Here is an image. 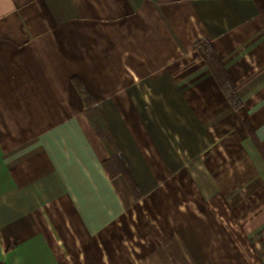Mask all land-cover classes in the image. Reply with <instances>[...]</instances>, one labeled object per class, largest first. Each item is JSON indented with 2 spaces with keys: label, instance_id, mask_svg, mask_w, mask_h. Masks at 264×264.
Segmentation results:
<instances>
[{
  "label": "crops",
  "instance_id": "0c3cea01",
  "mask_svg": "<svg viewBox=\"0 0 264 264\" xmlns=\"http://www.w3.org/2000/svg\"><path fill=\"white\" fill-rule=\"evenodd\" d=\"M0 264H264V0H0Z\"/></svg>",
  "mask_w": 264,
  "mask_h": 264
},
{
  "label": "trees",
  "instance_id": "16d2710c",
  "mask_svg": "<svg viewBox=\"0 0 264 264\" xmlns=\"http://www.w3.org/2000/svg\"><path fill=\"white\" fill-rule=\"evenodd\" d=\"M198 53L200 54V56L202 57V59H204V61H206V63H208V62H210V59L211 58H213V52L211 51V49L210 48H208L207 49V52H204L201 48H199V46H198ZM74 85H75V87H76V90H77V92L79 93V95H80V97L82 98V100H83V102H84V104H85V106H86V109H87V114H88V116H89V110H91V108L93 107V100L90 98V96L84 91V89L77 83V82H75L74 81ZM231 93V92H230ZM232 94V93H231ZM94 108V107H93ZM92 108V109H93ZM101 124V123H100ZM93 126H94V128L96 129V131H97V133L103 138V140H105V135H106V133L105 132H101V130L99 129V128H102L103 126H102V124L101 125H97L96 123H93ZM102 126V127H101ZM111 144V146L115 149V146H114V144L112 143V141L110 140V138H109V140L108 141H106V143H105V145H106V150L108 151V153H110V154H113V151H111L110 149H109V145ZM115 157L118 159V157L117 156H113V157H111L110 156V159L111 158H114L115 159ZM118 173H123V171L122 170H120Z\"/></svg>",
  "mask_w": 264,
  "mask_h": 264
},
{
  "label": "rangeland",
  "instance_id": "374dc122",
  "mask_svg": "<svg viewBox=\"0 0 264 264\" xmlns=\"http://www.w3.org/2000/svg\"><path fill=\"white\" fill-rule=\"evenodd\" d=\"M197 51H198V50H197ZM198 54H199V53H198ZM199 55H200V54H199ZM200 58L202 59L201 56H200ZM202 61L206 64V61H204V59H202ZM214 149H215V148H211L210 151H209V152H210L209 154H210L211 156H212V154L214 153V152H213ZM214 154H215V153H214ZM214 159H215V160H214V162H212V164H215L216 161H217V163H220V162L218 161V160H219L218 157H215Z\"/></svg>",
  "mask_w": 264,
  "mask_h": 264
}]
</instances>
